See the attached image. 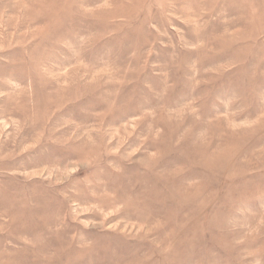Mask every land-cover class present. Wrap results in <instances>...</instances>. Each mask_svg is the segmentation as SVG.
<instances>
[{
	"label": "rangeland",
	"instance_id": "374dc122",
	"mask_svg": "<svg viewBox=\"0 0 264 264\" xmlns=\"http://www.w3.org/2000/svg\"><path fill=\"white\" fill-rule=\"evenodd\" d=\"M0 264H264V0H0Z\"/></svg>",
	"mask_w": 264,
	"mask_h": 264
}]
</instances>
